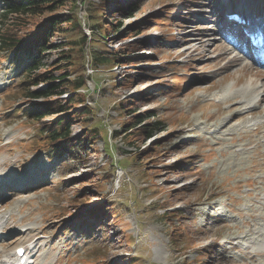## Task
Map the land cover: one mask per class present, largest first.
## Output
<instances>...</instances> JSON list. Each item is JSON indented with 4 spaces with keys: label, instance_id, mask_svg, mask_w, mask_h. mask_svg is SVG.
<instances>
[{
    "label": "rangeland",
    "instance_id": "374dc122",
    "mask_svg": "<svg viewBox=\"0 0 264 264\" xmlns=\"http://www.w3.org/2000/svg\"><path fill=\"white\" fill-rule=\"evenodd\" d=\"M4 1L0 0V35L15 20L14 15L3 17ZM76 1L72 10L67 2L54 16L36 17L24 30L36 29L47 18L78 14L80 22L76 19L75 29L68 22L62 25L66 32L54 35L51 42L60 49L44 53L40 57L43 68L34 73L38 76L52 71L54 82L61 80V92L65 91L62 76L67 70H59L60 63L56 62L60 53L72 48L62 45L80 39L82 34L90 42L93 29L98 32L87 19L91 5L101 0ZM127 1L136 3L131 16L117 11L112 15L116 9L107 14L106 19L111 24L119 20L121 28L114 36L111 32L106 35L104 47L118 51L135 40L138 52H130V56L137 64H114L112 72L104 66L93 68L86 54L96 45H85V57L78 60L92 92L83 98L79 109L91 104L90 129L98 132L83 149L77 148L75 159L66 152L53 155L52 146L41 144L47 138L42 130L54 118L42 125L28 114L35 106L56 101L64 104L71 92L28 98V93L42 92L51 83L35 86L34 77L25 82L27 56L17 58L12 54L4 61L6 55H0V172L6 174V184L16 183L13 190L2 191L5 187H0V217L9 223L0 232V237L6 234L0 244L11 243L8 250L0 246V258L1 250L12 256L17 247L24 246L27 250L34 247L28 257L35 264L263 263L261 258L249 260L244 253L255 251L250 247L255 241L252 231L264 226V201L256 198L264 197V181H257L255 175L236 177V173L253 164L264 166V156L258 157L253 150L239 155L238 143L232 144L223 134L216 135L218 126L239 114L225 113L230 105L222 103L221 92H240L252 80L243 79L240 72L232 75L234 67L225 55H229V48L240 45L224 28L223 15H216L224 8L238 12L242 3ZM241 1L246 5L242 14L258 13L264 23V0ZM129 31L141 34L128 37ZM235 53L249 68L264 73L260 62L250 60L243 51ZM142 72L143 77L135 78L131 86L125 85V76ZM238 82L242 84L238 86ZM124 99L131 105L121 110L120 101ZM148 113L152 117L142 126L162 122L161 132H155L146 142L138 134L127 140L122 126L132 121L133 114ZM247 120L263 121L252 116L243 121L235 118L230 127L236 138L243 126L251 124ZM85 130L83 121L76 120L72 137L82 139ZM260 132L250 137L264 142V130ZM218 139L227 143L219 146ZM229 149L232 153H227ZM144 151H150V155L138 161L136 156ZM259 151L264 154V147ZM105 204L113 210L93 214ZM27 227L35 231L22 234ZM42 231L44 234H39ZM241 235L248 244L236 239L232 242L233 237Z\"/></svg>",
    "mask_w": 264,
    "mask_h": 264
},
{
    "label": "trees",
    "instance_id": "16d2710c",
    "mask_svg": "<svg viewBox=\"0 0 264 264\" xmlns=\"http://www.w3.org/2000/svg\"><path fill=\"white\" fill-rule=\"evenodd\" d=\"M92 1V0H90ZM111 1V2H110ZM101 0L99 3H93L91 5L92 9L90 11L89 18L87 19L92 28H97V33L93 29V39L89 42L86 35L82 34L80 39L75 40L74 38L72 42L69 44L72 48H70L69 52L60 53V58L56 64L60 63L59 70L65 67V73L62 76L64 78L63 86H65V91L59 90L60 82H54L53 72L45 71L44 73H39L36 76L34 73L43 68L41 66L40 57L44 53L50 50L60 49V45H53L51 42L52 37L59 32H66L67 29L62 27L63 24H68V22L72 23V28L75 29V21L78 18L75 13L69 14L68 18L56 16L50 19H45V22L38 24L36 29H31L27 33L24 32L25 27L28 24H32L36 17L42 16L43 14H54L57 11H61L62 7H65L67 2L71 4V10L75 7L76 0H5L4 6H6L5 13L3 17L6 19L10 15H14L15 20L12 22V25L9 26L3 33L0 35V54L6 55L5 58L10 55L19 56H27V64L25 65V70L27 72L23 74V79L27 83L32 77H34L33 82L35 86L40 85L42 83H51L47 86L45 90L42 92H30L28 93V98L33 100L41 98V97H53L66 90L71 92V97L64 100V104L62 101L58 103L56 101L55 104H51L49 106H41V107H33L31 108L30 118L32 120H37L41 122L42 125L44 121H49V119L54 118V120L47 125L42 130V135L45 133L47 136L46 141L41 140V144L44 147L52 146L54 149L53 155H57L60 153L66 152L71 158L75 159L77 148L83 149L86 142L93 141L97 135V129H90L92 124V119H88L90 107L83 104V107L79 109L80 104L84 101V97L86 94H80L78 91L84 89L87 84L85 70L81 66V61L78 60L81 57H85V52L88 49L85 48V45H90L91 43L96 45L90 53L86 54L89 59V65L93 68H98L104 66L107 69H110L109 72H112L113 65L122 66L124 64L136 65L130 56V52L135 53L138 52L139 44L136 41H131L128 44H124L121 50H109L104 47L105 42L107 40V36H109V32H111L114 36L118 33L121 28V23L117 20L118 24H111V22L106 19L107 14L110 15V11L112 9H116L112 11V15L117 11V14L121 13L124 16H131V11L136 7V3L133 5L132 2L127 0ZM96 16H94V14ZM112 15L110 18H112ZM80 22L79 19H77ZM77 22V21H76ZM98 23V24H97ZM67 33H70L68 31ZM97 34V35H96ZM128 37L141 34L139 31H129L127 33ZM81 35V34H80ZM78 37V35H77ZM78 48V49H77ZM62 64V65H61ZM76 73L77 78L71 77L72 74ZM115 74V73H114ZM145 75L142 73H135L128 76H125L126 81L125 85L131 86L135 81V78H141ZM36 76V77H35ZM53 82V83H52ZM58 83V84H56ZM179 82L175 83L178 85ZM121 110L129 109L131 105L130 100H122L120 101ZM53 103V102H52ZM29 110V109H28ZM151 113H148L144 116H138L133 114L131 116L132 121L130 120L122 126V129L125 130L126 139H132V136L138 134L137 136H143V142L148 141L154 137L153 134L155 132H161L162 130V122H156L153 125H143L144 121L151 118ZM76 120H82L83 125L86 126V130L83 132L84 134L81 137L82 139L76 137H72V127L75 125ZM106 128L102 126V129ZM132 141H130V144ZM40 144V145H41ZM86 148V147H85ZM110 156L112 153L108 151ZM150 155V151H144L143 154H138L137 160L142 159L143 156ZM110 210H113L111 206L107 204L101 206L97 211L93 214H107Z\"/></svg>",
    "mask_w": 264,
    "mask_h": 264
},
{
    "label": "bare ground",
    "instance_id": "6f19581e",
    "mask_svg": "<svg viewBox=\"0 0 264 264\" xmlns=\"http://www.w3.org/2000/svg\"><path fill=\"white\" fill-rule=\"evenodd\" d=\"M238 2L242 3V4H239V6L241 7V10H242V8L244 10V8L246 7V5L243 4L244 2L241 0H238ZM241 10H239V14H240ZM243 10H242V12H243ZM220 14H221V12L216 14L217 18H218V16H220ZM262 16H264V15H262ZM256 19L260 20L261 18L260 19L256 18ZM248 20L249 19H246V21H248ZM262 23L263 22H260V23L256 22L255 27H258V26L261 27L263 25ZM234 48H232L231 50L229 48V53H228L229 55H225L226 59L228 60V64L230 63L232 65L231 67H234V70H231L232 75L240 72L243 74V79L248 80V78H252V80H251L250 84L248 85V87H246L245 89H243L240 92H234V93H227V91L221 92V93H223L222 94L223 102L222 101L221 102L230 105L225 113L228 114L231 112H238L239 114L234 115L230 120H228L225 123L218 126V129L216 131V135L217 134H223L225 137L230 138V142L232 144L238 143V145H240V148H241L239 153H238L239 155H242V154L246 155L250 150H253L254 153H256L258 155V157L264 156V154H261L259 151L260 148L264 147V142H262L258 139H252L250 137L252 135V133L255 132L254 134L260 135L261 134L260 131L264 130V73H263V71L255 72L254 69H251V68H249V66H247V64H244L243 58H241L237 55H234V54H237V53H235L236 50ZM237 84H238V86H240L242 83L238 82ZM220 94H219V96H220ZM250 116L256 117V118H262L263 121L251 120L248 122V120H247V122L251 123V124H248L247 126L242 125L243 128L240 129L239 131H242V130L243 131L238 135V138H236L237 134H232V132H231L232 127H230V124H231L232 120H234L236 118V119H242V121H243L246 119V117L250 118ZM247 122H245V123H247ZM215 125L216 124H213L211 127H214ZM226 143H227L226 139H218L217 145L222 146L223 144H226ZM227 153H232V149H229L227 151ZM244 174H247L249 176L255 175L257 181H259V182L264 181V166L257 165V164H253L252 166H250V168H248L246 166L242 170L237 171L236 177H241ZM4 175H6V174H2L0 172V187H5V188L7 187L6 189H10V190L12 189L13 190V188H15L14 185L16 183L13 182L11 184H6V182L3 180L6 178ZM33 180H35V179H33ZM7 185H9V186H7ZM14 193H16V191H14ZM19 193L20 192L18 191L16 194L18 195ZM0 196H1V194H0ZM18 196H21V193ZM256 198L258 200L264 201V197L262 198L260 195H257ZM0 209H2V206H0ZM26 219H27V221L31 220V218H26ZM26 219L24 221H26ZM261 220L264 221V215H263V219H261ZM8 226H9V223H7L5 221L4 217L3 216L0 217V232L3 233V231L6 230L8 228ZM34 231H35L34 228L27 227L25 229V232H23L22 234L28 235V233H32ZM39 234H44V232L43 231L39 232ZM5 235L6 234H2L0 239H2V237ZM251 235H252V237H254L255 241L252 244H250V247L255 249V251L252 253L250 251L249 252L244 251L245 252L244 255L249 257V260L252 259L254 261L259 260V258H261L263 261V263H261V264H264V226H261V229L258 232L252 231ZM235 239H236V242L238 240H243L244 242H247L246 244L249 243L244 235L242 236V238H240L238 236L233 237L232 242H234ZM4 243H6V242H4ZM4 245H2V247L4 249H7V250L11 247L10 242H9V244L6 243ZM243 245H244V243H243ZM245 245H244V247H246ZM29 248H30V246H29ZM236 248H238L237 244H236ZM230 249H233V247H231ZM33 250H34V247H33V249L28 250V254L33 252ZM14 252H15V250H14ZM11 253H13V252H11ZM1 254H2V257L0 258V264H15L16 263L14 256L9 257V256L5 255V254H7L5 250H1ZM10 256H11V254H10ZM31 260H32V257L29 258L28 264H35V263H32ZM38 264H44V263L41 262Z\"/></svg>",
    "mask_w": 264,
    "mask_h": 264
}]
</instances>
